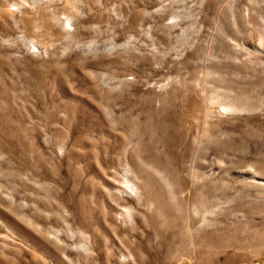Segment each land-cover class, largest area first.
Masks as SVG:
<instances>
[{
  "label": "rangeland",
  "instance_id": "rangeland-1",
  "mask_svg": "<svg viewBox=\"0 0 264 264\" xmlns=\"http://www.w3.org/2000/svg\"><path fill=\"white\" fill-rule=\"evenodd\" d=\"M17 1L24 7H12L10 24L0 21V65L18 74L35 70L37 76L48 67L57 70L74 95L101 102L99 109L112 126L101 123L98 111L71 107L67 149L77 157L71 167H78L82 178L74 182L67 160L53 181L50 141L53 129L61 131L62 125L51 102L59 100L58 89L44 101L40 95L29 100L25 93L0 89V264H34L33 258L54 264L13 222L42 228L34 213L47 216L50 197L62 192L70 228L60 239L69 257L78 256L73 250L83 243L78 199L87 216L95 217L101 207L99 196L85 187L92 176L85 161L90 153L101 158L102 148L115 144L119 135L139 139V145L133 142L135 151L155 169L176 170L180 180L192 160L214 171L208 177L215 240L204 264H264L249 250L226 249L227 241L240 243L250 239V231L264 229V190L237 183L253 174L264 180V0ZM28 16L33 21L24 25ZM41 17L48 19L45 24ZM32 80L40 85L39 78ZM149 98L155 106L144 102ZM130 100H138V106L127 105ZM194 102L198 119L188 133L185 115ZM115 151L112 147L108 154ZM126 166L123 162L122 173L129 171ZM200 185L198 175L192 189ZM195 195L194 214L201 210ZM47 224V231L61 230ZM180 241L156 264L173 262L179 256L175 251L184 253Z\"/></svg>",
  "mask_w": 264,
  "mask_h": 264
},
{
  "label": "bare ground",
  "instance_id": "bare-ground-1",
  "mask_svg": "<svg viewBox=\"0 0 264 264\" xmlns=\"http://www.w3.org/2000/svg\"><path fill=\"white\" fill-rule=\"evenodd\" d=\"M13 6L24 7L17 0H0V21L7 25L10 24V18L15 15L12 11ZM46 19L41 17L39 22L45 24L48 20ZM22 21L24 25H27L33 21V18L28 16L22 18ZM15 69L14 71L9 70V68L5 69L0 65V82L4 83H0V89L3 92L9 91V89L19 91L25 93L29 100L34 95H40V99L44 101L45 97L50 98L54 87L58 89L59 100L53 102L52 99L51 108L54 116L61 114L62 129L61 131L53 129L54 138L50 141L49 149V162L52 167L48 172L52 176L51 179L55 181V175L60 172L63 163H66L65 166L67 165L68 160L67 168L74 178V182H76V178L81 180L82 172L76 171L78 167L75 170L71 167V162L77 157L71 155L69 153L71 151L67 149V118L72 110L77 112L78 110L91 109L99 112L101 123L111 127L112 125L109 124L106 116L99 109L101 102L74 95L57 70L48 67V70L37 76L38 73L35 70H26L21 73L17 68L18 74ZM6 71L10 76L8 82H4ZM32 76L39 78L40 85L38 87L36 81L33 83ZM15 79H20L21 83L16 82V84ZM144 100L149 107L155 106V99ZM136 102L130 100L126 103L135 107L136 104L134 103ZM157 102L163 104L160 97L157 98ZM143 104L145 105V103ZM198 106L194 102L185 115L190 126L188 133H190L195 119H198L195 116ZM115 137V144L108 143L107 146L101 147L103 149L101 158L96 160L90 153L85 161V169L92 175L90 180L85 183V187L88 192H94L99 196L101 207L95 217L87 216L82 210V198L78 199L81 212V220L78 221L82 228L80 234L83 243L73 249L77 250L78 256L76 258L67 255L66 251L69 249L60 239L61 232L65 233L67 228H70L68 223L70 216L66 213L64 205L68 198L63 192L62 194H52L47 216L35 213L33 215L36 222L43 226L49 223L52 227H60L61 230L51 229V231H47L43 226L34 229L29 224L16 219L13 222L14 225L18 227L21 233L31 236L43 252L51 257L54 264H156L158 257L172 255L175 249L174 241L177 239H180V242L184 244V253L175 251L179 256L169 264H204L207 262L213 255L215 240L213 232L215 202L212 197L213 182L208 177V175L215 174L214 171H208L209 167L204 163L195 166L194 160H192L186 171L187 176L180 180V173H177L176 170L172 171L159 165H156L157 169H155L150 165L153 162H146L144 153L136 152L135 147H132L133 142L135 145H139V139L133 141L132 138H126L123 135ZM111 146L116 150L114 156L108 154ZM123 162L127 164L125 168L128 167L129 170L126 173H122ZM108 164L111 167H108ZM159 169L165 171L166 177L161 175ZM219 169L217 168V170ZM198 175L202 185L193 190V179ZM239 178L241 179H237V183L249 188L264 190V180L259 179L255 174L249 177L240 176ZM194 192L196 193L195 200L201 206V210L199 209L200 211H197L196 214H194L195 206L193 205L195 202L193 199ZM69 200L77 202V199L71 198ZM246 228L247 225L244 229L247 230ZM66 232L68 234V231ZM262 232L264 233V229L250 231V239L240 243L235 242L233 244V240L227 241L226 249L249 250L253 259L264 260V234ZM70 234L73 233L70 232ZM155 238L158 239V243L156 242L154 247ZM92 250H96V255ZM198 259L200 262L196 263ZM33 263L46 264V262L34 258Z\"/></svg>",
  "mask_w": 264,
  "mask_h": 264
}]
</instances>
